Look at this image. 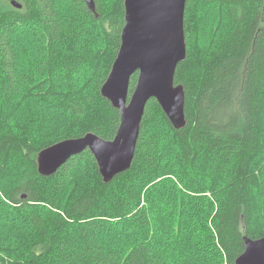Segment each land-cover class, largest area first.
Segmentation results:
<instances>
[{"label": "trees", "instance_id": "trees-1", "mask_svg": "<svg viewBox=\"0 0 264 264\" xmlns=\"http://www.w3.org/2000/svg\"><path fill=\"white\" fill-rule=\"evenodd\" d=\"M7 1L0 0V99L27 115L39 100L51 103L52 118L59 112L74 131L46 130L34 145L24 130H0V207L18 221L0 216V236L10 234L0 238V264H195L201 254L205 264H236L245 236L264 237V0H187V58L175 75L185 89L187 126L175 129L149 101L131 168L110 183L89 150L49 177L40 174L38 156L88 133L108 141L117 135L120 111L101 89L121 46L125 0H95L98 17L84 0H17L21 9ZM58 1L101 31L99 52ZM24 30L38 38L36 62L16 52ZM38 79L39 99L18 102ZM137 80L138 73L130 95ZM89 163L95 185L79 182L68 199L76 168ZM142 174L155 183L150 189L139 185ZM197 174L207 197L191 195L198 215L190 219L183 199ZM170 179L179 187L168 198L163 182Z\"/></svg>", "mask_w": 264, "mask_h": 264}, {"label": "water", "instance_id": "water-1", "mask_svg": "<svg viewBox=\"0 0 264 264\" xmlns=\"http://www.w3.org/2000/svg\"><path fill=\"white\" fill-rule=\"evenodd\" d=\"M98 17L95 0H84ZM11 4L21 9L17 0ZM187 0H125L121 46L101 93L120 111L121 124L111 141L94 133L49 146L38 156L39 172L54 175L72 158L89 150L104 183L128 171L133 163L149 101L156 99L177 130L187 126L185 89L175 83L178 65L187 58L185 10ZM138 80L130 95L132 77ZM245 251L236 264H264V237H244Z\"/></svg>", "mask_w": 264, "mask_h": 264}, {"label": "rangeland", "instance_id": "rangeland-1", "mask_svg": "<svg viewBox=\"0 0 264 264\" xmlns=\"http://www.w3.org/2000/svg\"><path fill=\"white\" fill-rule=\"evenodd\" d=\"M4 1L8 2L7 0H4ZM111 1L113 2L115 0H111ZM58 2H59L58 3L59 9H67L70 12V15L67 18L68 20L73 18V23H81L80 28L84 31V35H85L84 37L87 40L86 42L91 47L92 51L99 52V49L101 46L96 44L95 40H96V35L98 37L101 36V31L97 29V27L96 29H94V27L90 23L84 21L83 19H79V18L75 19L74 16H77V14L76 13L72 14V10H70L68 3H63V1H58ZM78 14L83 15L80 11H78ZM211 14H218V13H216L215 10H213ZM220 17L222 19V16ZM24 34H25V30L21 32L19 35H24ZM15 40L17 41L16 43L17 46H15L16 52L17 53L20 52V55L23 52L22 58H25V56H32V59H33L32 61L36 62L37 55L39 52L38 38H36V36L31 37L28 35H24L23 37L15 38ZM35 55L36 57H34ZM20 60L22 61L23 64L27 62V60H24L21 58ZM85 77L86 75H83V76H79L78 78L79 87L81 88H83L84 83L87 82ZM43 80L46 81L45 78H43ZM38 85H40L39 79L36 80V83L31 88L23 90V92L18 96L17 101L21 103L22 99L25 97L29 98L30 100H38L39 99L38 95L40 94V91L36 90ZM77 90H82V89L77 88ZM13 102H11L10 105H12ZM37 107L38 108L36 109L33 115H27V113H24V108L19 107V104H16L13 107H11V106H8V102H6V100H1L0 101V130H2V128H10V130H13L15 133L22 132L24 130L26 132V136H30L35 140L33 141L34 145L39 144L41 142V139L43 138L46 130H53V131L58 130L61 133L65 131H68V133H71L72 131H74L72 127H70L69 125L63 124L64 122L61 120V118L58 117L59 112L57 113L55 112V117L52 118L53 111L51 110L52 109L51 103L41 105V102L39 100L37 102ZM28 109L30 111H33L32 108L28 107ZM61 115L62 114H60V116ZM27 138L30 139L29 137ZM75 171L76 172L73 175V179L71 180V183L68 185V189H67L68 199L71 198L77 191L75 189V186H78V187L81 186L79 182L84 180V182H88L90 185H95L97 181V179L94 178L95 169L93 167V164L91 163H89V165L85 164L80 168L77 167ZM168 175H170V178H175L174 175L172 174H168ZM148 176H149L148 174H142L140 175L138 180L140 181L139 185H143L144 188L148 186V188L150 189L155 183H153L152 181H149ZM196 178H197L196 181L193 184L191 183L190 190L185 192V196L183 199V201L187 203L189 206L190 214H191L190 219H196L198 215L197 201L194 200L191 197V195L198 196V197H207L205 186L201 185L200 183H197L198 180H200L201 178L200 175L197 174ZM162 181H164V179L160 180L159 183ZM163 184H165V186H168L166 192H167L168 198L169 197L171 198V193L173 194V192H175L172 186H178V184L176 183V181H173L171 179H170V183L167 180L163 182ZM82 187L85 188V185H82ZM160 195L161 193L156 192V196H160ZM0 216H4L6 218V221L15 222V223L18 222L14 218V212H12L10 209H2L0 207ZM188 221H186V230H188V226L190 225L188 224ZM14 225L16 226V224ZM124 230L125 229L122 227V229L119 232V236L124 234ZM202 235H203V232H202ZM7 237H10V234H4L0 236V238H2L3 240ZM13 238H11V240ZM1 242L3 243V241L0 240V243ZM156 245H157V242L155 246ZM165 251L169 252L167 250ZM203 257H205L204 254L199 255V262L195 264H205V262H207L208 260L205 258V261L201 262V259Z\"/></svg>", "mask_w": 264, "mask_h": 264}, {"label": "bare ground", "instance_id": "bare-ground-1", "mask_svg": "<svg viewBox=\"0 0 264 264\" xmlns=\"http://www.w3.org/2000/svg\"><path fill=\"white\" fill-rule=\"evenodd\" d=\"M245 251V250H244ZM244 253V252H243Z\"/></svg>", "mask_w": 264, "mask_h": 264}]
</instances>
